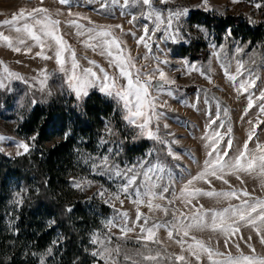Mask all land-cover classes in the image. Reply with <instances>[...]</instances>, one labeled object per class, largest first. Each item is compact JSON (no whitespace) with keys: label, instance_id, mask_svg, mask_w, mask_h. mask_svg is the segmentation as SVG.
<instances>
[{"label":"rangeland","instance_id":"374dc122","mask_svg":"<svg viewBox=\"0 0 264 264\" xmlns=\"http://www.w3.org/2000/svg\"><path fill=\"white\" fill-rule=\"evenodd\" d=\"M257 3L262 6L257 8L255 6ZM34 8L48 9L52 18L61 22L58 34L72 50H75L80 66L77 69L78 73L82 69L92 68L98 76L102 77L103 73L99 71V68H103L109 76L116 78L118 85L126 84V79L119 75L118 68L110 64L111 58L107 54L101 55V49L86 45L88 37L86 29L111 26L112 35L122 42L121 54L123 56L127 57L130 54L137 68H142L146 73H152L159 67L165 72L168 80L174 81V83H163L159 81L158 73L152 81L149 92L155 98L156 116L150 121L149 128L156 133L159 139L149 138L147 132L142 133L137 126L142 121L137 120L136 124H133L124 118L126 110L118 97L100 90V80L87 88L86 96L81 95L77 98L75 91L69 86V73L61 72L56 62L57 46L52 41L49 40L43 49V54L51 57L50 59L37 55L41 52V47L31 40H28L27 45L14 43L15 47L21 48L19 52L0 41V62H2L0 63V136L4 137L0 140V149H2L0 153L14 159L35 149L36 136L21 135L19 127L26 115L36 106H46L53 102L61 103L70 96L81 102L94 92L113 102L121 111L128 126L135 130L137 137L149 143V149L142 156L132 161H125L120 157L121 146L115 139L112 128L106 126L94 150L79 149L77 151L79 167L76 169V175L69 178L70 186L82 194L91 207L95 204H103L112 209L111 214L107 216L101 215L96 210L98 223L83 230L86 240L85 248L95 259L94 264H104L103 260L92 255L98 248L97 244L92 243L94 234H98L101 238L111 237L109 246L120 247L121 255L117 257L118 264H131L130 261L124 260L125 254L139 260L140 258L136 257L135 253L146 251L143 247L145 244L153 252H161L160 264L176 261L174 259L176 255H183L187 264H211L207 254L202 250L197 248L188 250V243H192V236L220 252L230 251L236 255L238 250L235 244H239L240 251L250 254L248 244H251L256 254L264 255V243H261V237L251 226L241 224L240 231L229 237H225L219 231H212L208 227L193 228L190 230L189 237H183L186 243L182 250L181 245L176 242L181 239L182 233L177 235L174 232L170 239L166 228H160L157 232L156 239L160 243L138 241L137 238L141 235L138 226L134 231L122 236L120 228L125 222L119 215L120 212L128 213V227L134 226L137 210L149 217L150 222L157 223H175L176 220L172 215L175 212L176 219L183 220L187 224L193 222V213L201 205L203 209L220 211L229 205L240 203V200L236 198L225 199L193 194L194 189H201L203 192L235 190L241 199L249 198L244 197L241 191L247 190L251 198L264 199V176H261L258 170L251 174L239 172L225 175L224 180L228 183L208 176L206 180L194 181L188 186L184 196H181V190L185 188L190 179L202 171L204 162L208 159L207 152L210 149L205 146L206 133L214 130L221 133L223 139L218 145L221 151L227 148L229 140L232 141V148L228 150V157L225 159L237 155L246 141H248L249 150H254L257 144L264 145V113L260 111V105L264 104V100L257 99L264 92V52L261 53L259 47H250L247 42L240 39L230 42L228 33L222 36L221 41H218L212 32L202 26L190 28L187 26V30L195 40L207 45L208 56L204 61L177 57L169 47L170 45H188L189 39L185 37L180 28L185 25L191 12L203 11L213 12L220 16H243L252 24H260L264 23V0H239L237 3L233 0H207L206 5L203 0H168L167 3H161V0H151V8L159 11L164 18H167L170 13L188 9L186 14L173 18L170 28L166 23L161 24L160 30L155 31L154 35H152L155 29L154 17L147 18L150 8L140 0H128L127 5H125V0H116V2L113 0H69L67 4H61L59 0H0V21L10 19L20 9L30 11ZM69 12L78 15H69ZM71 20H76L84 27L77 29L68 23ZM116 25L122 27L117 28ZM145 26L148 28V35L144 33ZM78 31H83L85 34L78 35ZM0 32L11 37L17 35L7 25L0 26ZM142 36L144 41L138 43ZM145 43L148 47H145ZM28 47L31 51H27ZM115 52L114 48L113 53ZM64 56L66 59L64 67L70 70V52L66 51ZM89 61H95L96 64L92 65ZM240 63L243 64L240 70L242 75L237 73ZM5 67L10 72L18 74L20 78L9 76L4 71ZM225 68L230 74L237 75L235 82L228 79ZM45 75L47 79L42 87L40 81L44 80ZM246 79H255V85L247 92L238 90L239 82ZM156 82H159L162 87H155ZM249 96H252L254 100L250 109H248ZM224 109L228 110L227 115L224 114ZM246 109L247 114L245 115ZM212 120H216V123L209 128L208 125ZM221 124L223 127H220ZM229 128H231L230 133H228ZM253 131L254 135L249 141V134ZM19 142L28 143L29 152L17 155V151L23 152V149L17 148ZM169 148L178 158L168 154ZM104 157L108 158L110 167H94V165H101ZM140 165L143 167H139ZM133 166H136V171L140 173L150 167L153 168V171L149 173L152 182L157 185L153 191L158 197L160 195L164 197L153 200V203L168 208V215L155 208L150 211L146 206L147 198H145V204L134 203L135 195L131 189L128 193L120 191L126 181L124 177L115 175L116 168L125 171ZM237 175L240 179H237ZM77 181H90L91 183L82 184L81 188H77L73 186ZM143 181L144 177L141 175L137 180V185H142ZM164 188L168 191L163 192ZM141 190L143 191V188ZM100 191H105L103 197L98 195ZM115 194H119V199H110ZM26 195L27 193L18 182L12 180L7 182L0 210L3 223L10 231H13L15 227L16 211ZM188 199H191V204H187ZM106 200L110 202L106 203ZM120 201H123L122 205ZM181 213L185 215L181 216ZM110 220L116 224V227L107 226ZM139 223L143 224V219ZM261 234L264 235V229L261 230ZM249 236L251 240H248ZM226 239L227 249L225 248ZM60 244L61 238L57 235L50 251L38 255L40 264H53L54 253ZM193 252L199 255V260ZM214 259L220 258L214 257ZM177 262L183 264V262ZM142 264H148V262H142Z\"/></svg>","mask_w":264,"mask_h":264},{"label":"snow or ice","instance_id":"6c2138e0","mask_svg":"<svg viewBox=\"0 0 264 264\" xmlns=\"http://www.w3.org/2000/svg\"><path fill=\"white\" fill-rule=\"evenodd\" d=\"M61 4L69 3V0H59ZM116 2V0H113ZM144 5H148L150 10L147 13V18H153L155 22V29L152 35L155 34V31L160 30L161 24L167 25L168 28L172 26L173 18H179V16L187 13L188 9H183L170 13L167 18H164L162 14L151 8V0H140ZM168 0H161V3H167ZM234 3L239 2V0H233ZM203 3L206 5L207 0H203ZM128 4V0H125V5ZM257 8H260L262 5L257 3L255 5ZM43 14V15H39ZM69 15H78L69 12ZM135 19V18H134ZM21 21L23 23H21ZM60 21L53 19L52 16L48 13V9L45 8H34L29 10L20 9L18 13L13 14L10 19L0 21V26H10L12 31H15L17 35L11 37L5 35L3 32H0V41L6 43L9 48H12L14 51L19 52L20 47H15V44L18 45H27L28 40L35 42L36 45L41 47V52L37 55L43 56L44 59H50L47 55L43 54V49L47 46V42L50 40L56 46V62L60 66L61 72H66L68 74L69 86L75 91L77 98H80L81 95L86 96L87 88L94 85L95 81L100 80V90L102 92H107L108 95H115L123 102V107L126 110L125 119L130 123L136 124L137 120L142 121L137 126L141 129V132H147L149 138L159 139L155 132L149 128L150 121L156 116L155 113V98L151 96L149 88L152 87V81L155 78L156 73H158L159 81L163 83H174L166 78V74L163 70L155 69L152 73H146L142 68H137L136 64L133 61V58L129 54L127 57L121 54V41L112 35L110 31L111 26H99L98 28H89L86 29L88 33L86 45L91 48L101 49V55L107 54L111 60L110 64L115 65L119 70V75L126 79V84L118 85L115 77L109 76V74L103 69L99 68V71L103 73V76L100 77L97 75V72L93 71L92 68L82 69L79 73V63L76 59L75 50H72L69 45L66 44V41L61 35L58 34ZM70 25L76 27L77 29H82L84 26L79 24L76 20H71L68 22ZM115 27L121 28V25H116ZM145 35H148V28L145 26L144 29ZM78 35H84L83 31H78ZM144 37H140L138 43L143 42ZM145 47H148V44L145 43ZM116 49L115 54L113 49ZM27 51H31V48L28 47ZM66 51L70 52L71 59V69L68 70L64 67L66 59L64 53ZM239 51V49H238ZM2 63V62H0ZM90 64L95 65V61H89ZM194 68V66H193ZM243 64H238L237 73L242 75L241 69ZM134 70V71H133ZM4 71L8 73L9 76H14L20 78L18 74L10 72L7 67L4 68ZM225 74L227 75L230 81L235 82L237 80V75H232L225 68ZM46 75L44 80L40 81L41 86L43 87L46 82ZM255 85V79H246L239 82L238 90H243L247 92L249 88ZM162 87V85L158 86ZM259 100H264V92L257 98ZM254 100L252 96L248 97V109L252 108ZM261 113H264V104L260 105ZM224 114H228V110L224 109ZM247 114V109L245 110V115ZM216 120L210 121L208 127L211 128L212 124H215ZM167 127V125H165ZM220 127H223L221 124ZM231 132V128L228 129V133ZM254 131L249 134L248 140L252 139ZM4 137L0 136V140H3ZM33 139H35L33 137ZM204 139L207 141L206 147L210 149L207 152L208 159L204 162V168L199 172L195 177L190 179L187 182V185L184 189L181 190V196H184L187 192L189 185H192L194 181L197 180H206L208 176L215 177L217 179L224 180L225 175H230L239 172H245L251 174L253 171H259L261 176H264V145L257 144L254 150L248 149V141L243 145V148L238 151L237 155L234 157H228V150L232 148V141L227 142V148L221 151L218 147L220 140L223 139L221 133L218 130H214L211 133H206ZM163 142V141H161ZM175 142V141H174ZM18 149H23V152L17 151V155H22L29 152L30 145L26 142H19L17 144ZM2 150V149H0ZM169 155L174 156V153L169 148ZM174 158H178L175 157ZM94 167H110L108 165V158L104 157L101 165H94ZM115 167V166H111ZM139 167H143L140 165ZM153 171V168H148L143 173L136 171V166L128 168L125 171H121L118 168L115 170L116 176H122L125 179V183L122 185L120 191L123 193H128L131 189L135 195L134 203L137 205L145 204L149 210L158 209L164 212L165 215H168L169 210L166 207H162L160 204H154L153 200L164 197L160 195L157 196V193L153 191L157 185L152 182V177L149 175ZM143 175L144 181L142 185H137V180L140 176ZM237 179H240L237 175ZM211 183V181H207ZM90 181H77L74 182L73 186L81 188L82 184H90ZM224 183H228L227 180H224ZM143 188V191L141 190ZM168 189L164 188L163 192H167ZM244 197H249L248 199H241L237 191H207L203 192L201 189H194L193 194H203L206 196H215L228 198H236L240 200L239 205H229L228 207L217 211L214 209H203L201 205L199 208H196L192 216V221L185 224L183 220L176 219V214L173 212V218L176 220L173 222L157 223L150 222V218L145 216L143 213L137 210L136 220L133 222V227H128V213L120 212V218L125 222L124 225L120 228L122 236L127 235L128 232L134 231L135 227L140 228L141 235L138 236L139 240L151 241L154 243H160L156 239L157 232L160 228H166L168 230V237L171 239L173 233L177 235L182 233L181 239L176 242L181 245L183 250V245L186 241L183 237H189L190 230L193 228H204L208 227L212 231H219L229 237L230 235H235L240 231V225L251 226L252 229L256 232L258 236L261 237V243H264V235L261 234V230L264 229V199L251 198L250 193L247 190H241ZM101 197L105 195V191H100L98 193ZM110 199H119V194H115L110 197ZM106 203H109L110 200H106ZM191 199L187 200V204H191ZM121 205L123 201H120ZM172 203V201H170ZM195 207V206H194ZM71 211V209H69ZM184 213H181V216H184ZM143 219V224H140L139 221ZM108 227H116V224L113 221H108ZM192 243H188V250L191 251L193 248L202 250L207 254V257L211 264H264V255H258L255 252V248L251 244H248L250 254H245L243 251H240V245L235 244L238 254L233 255L230 251L220 252L214 250L213 248L207 246L204 241L197 239L195 236L191 237ZM248 240H251V236L248 237ZM111 237L101 238L98 234H94L92 237V243L97 244L98 248L92 253L93 256L99 257L100 260L104 261V264H118L117 257L121 255V249L119 246L110 247ZM146 251H137L135 253L136 257L140 259L137 260L131 255H124L125 261H130L131 264H142V262H148V264H160L162 254L159 251L153 252L147 244L143 245ZM228 247V241L225 240V248ZM50 251V250H49ZM193 255H196L197 260L200 259L199 255L193 252ZM214 257H219L220 259H214ZM171 259V257H169ZM176 261L183 262L187 264L186 259L183 255H176L174 257Z\"/></svg>","mask_w":264,"mask_h":264},{"label":"trees","instance_id":"16d2710c","mask_svg":"<svg viewBox=\"0 0 264 264\" xmlns=\"http://www.w3.org/2000/svg\"><path fill=\"white\" fill-rule=\"evenodd\" d=\"M187 26H202L218 41L228 33L230 42L240 39L264 52V23L252 24L243 16L194 11L180 28L189 39L188 45L169 46L177 57L204 61L208 56L207 45L188 34ZM106 126L112 128L125 161L149 149V143L137 137L115 104L96 92L81 102L70 96L61 103L36 106L26 115L19 132L26 137L36 136L35 149L14 159L0 153V209L9 180L18 182L27 193L16 211L13 231L6 228L0 210V264H40L38 255L52 248L57 235L61 244L53 264L95 263L86 251L83 230L98 223L96 210L107 216L112 209L103 204L91 207L70 186L69 178L79 167L77 151L94 150Z\"/></svg>","mask_w":264,"mask_h":264},{"label":"water","instance_id":"95a60500","mask_svg":"<svg viewBox=\"0 0 264 264\" xmlns=\"http://www.w3.org/2000/svg\"><path fill=\"white\" fill-rule=\"evenodd\" d=\"M158 86H160V83L156 82L155 87H158Z\"/></svg>","mask_w":264,"mask_h":264}]
</instances>
